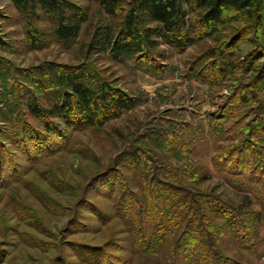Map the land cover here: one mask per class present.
Instances as JSON below:
<instances>
[{
	"label": "rangeland",
	"instance_id": "rangeland-1",
	"mask_svg": "<svg viewBox=\"0 0 264 264\" xmlns=\"http://www.w3.org/2000/svg\"><path fill=\"white\" fill-rule=\"evenodd\" d=\"M68 1L87 20L62 42L49 14L0 0V264H168L171 243L138 249L139 231L129 232L126 208H116L120 188L141 182L143 168L156 176L160 165H195L208 177L194 188L260 212L255 194L232 185L213 156L218 146H264V8L206 37L196 25L182 52L160 41L116 60L87 47L116 20L93 0ZM78 70L123 90L132 107L101 126L72 130L51 119L53 131H43L28 104L48 106L65 90L61 75ZM254 236L249 247L215 232V248L226 264H264L262 223Z\"/></svg>",
	"mask_w": 264,
	"mask_h": 264
},
{
	"label": "trees",
	"instance_id": "trees-1",
	"mask_svg": "<svg viewBox=\"0 0 264 264\" xmlns=\"http://www.w3.org/2000/svg\"><path fill=\"white\" fill-rule=\"evenodd\" d=\"M93 1L116 22H109L101 27V31L96 30L87 47L92 50L97 46L96 52L108 48L116 60L131 54L148 53L160 41L182 52L195 41V33H202L198 38L209 36L238 14L252 16L264 8V0ZM12 2L19 10L28 6L32 11L49 14L54 25L53 35L62 42L75 38L81 24L87 20L86 11L68 0ZM195 12L197 17L190 19L189 14ZM196 25L201 29L193 34ZM61 76L58 81L66 83L63 84L66 88L62 85L65 90H57L53 102L46 107L36 101L28 104L29 114L45 132L53 131L51 119H57L72 130L101 126L133 105L123 90L104 81L95 84L84 70ZM166 134L169 133H161L160 136ZM177 142L182 144L180 137ZM247 143L249 145L243 142L239 146H218L213 165L218 172L230 176L229 182L237 189L254 193L261 202L260 212L244 204L234 205L212 191L194 188L192 184L208 177L206 171L195 165H160L156 176L143 168L139 175L141 182L137 180L139 183L135 186L128 183L122 186L116 201V208H126L124 223L127 230L139 231L138 249H147L149 243L160 248L171 243L170 251L165 254L168 264H181L188 260L191 264H226L229 260L215 248V232L217 236L231 234L234 241L253 246L256 225H264V186L261 181L264 179V146ZM133 157L134 164L144 161L137 153Z\"/></svg>",
	"mask_w": 264,
	"mask_h": 264
}]
</instances>
